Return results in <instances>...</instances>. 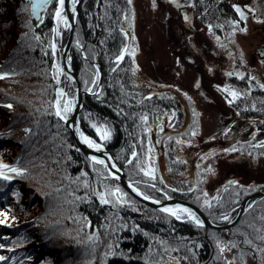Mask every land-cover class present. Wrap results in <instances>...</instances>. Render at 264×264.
<instances>
[{"label":"trees","instance_id":"1","mask_svg":"<svg viewBox=\"0 0 264 264\" xmlns=\"http://www.w3.org/2000/svg\"><path fill=\"white\" fill-rule=\"evenodd\" d=\"M157 1L150 8L162 20L165 11ZM56 6L51 0L34 23L27 0H0V165H8L0 168V264H264V198L230 235L209 229L205 240V228L185 212L177 218L141 203L106 167L85 156L54 109ZM138 6L137 0H80L71 58L82 88L90 92L84 95L81 128L114 154L126 179L144 195L183 200L222 221L264 187V82L254 72L258 65H246L243 54L240 74L232 37L213 23L240 30L242 22V34L252 35L246 20L264 21V0H190L200 31L210 40L221 38L212 43L227 55L223 61L202 58L203 75L223 77L225 84L211 79L207 91L217 96L215 102L227 101L248 125L243 134L228 126L225 134L208 137L198 136L200 115L191 98L159 88L139 72ZM177 19L183 31H198ZM229 56L238 62L226 70ZM100 72L102 89L93 94ZM100 126L109 130L107 140L100 139ZM246 164L255 168L254 178L242 176Z\"/></svg>","mask_w":264,"mask_h":264},{"label":"rangeland","instance_id":"2","mask_svg":"<svg viewBox=\"0 0 264 264\" xmlns=\"http://www.w3.org/2000/svg\"><path fill=\"white\" fill-rule=\"evenodd\" d=\"M137 1L140 3V6H138L136 13V28L140 36L141 46L137 53V63L140 69L139 72L150 80L152 78L155 79L156 85L159 88L162 87V89L175 90L176 92H179L180 95L183 94L184 97L188 100L191 98L194 101L193 104L199 112L201 122L198 136H215L217 135V132H222L225 134L228 131V126H231V130L233 133L240 132L241 134H243L245 128L248 127L247 123H245V121H241L236 116L233 109L229 110L230 108L227 105V101L220 97V102L222 104L218 101L215 102L214 99H217V96L214 95V98V96L209 95V91H207L210 90L209 81H211V79L212 84L214 82L216 85H225L223 83V77H216L213 80V76L215 74H211V78L209 80V77L203 75L204 73H202V71H204L202 67L204 65V61L202 58L204 56H216L217 59L221 61H223L224 58L227 57V55L223 54V51L221 49L216 48V45L212 43L213 41H220L221 38H214L212 39V41L207 36V33L200 31L199 28L201 26L196 23V18L192 10L189 9L190 0H161L162 7L160 8L164 9L167 15V18L162 20L156 18L155 15L157 11L156 9H154V6L150 8V4H155L158 7L157 0ZM144 4H148L147 10L144 9ZM172 12H175L177 14L178 19L176 16L174 17ZM241 13L242 9L239 10V18L242 21ZM245 15H248V12H246ZM250 18V20H246V25L248 26V31L249 29H251L250 33L253 31L252 35L242 34V22L240 30L238 28L226 29V26L223 25V22H214L213 24L217 29L222 30L224 36L228 35V37H232L233 49L235 51L238 50L239 56L241 57V61L239 64L240 74H242L243 54L246 56V65L250 64L254 68L256 67V65H258L257 69H255L254 72L259 75L260 82H264V62H262V60L264 59L261 58V56L264 55V21L252 17ZM175 19H177L176 21H179L181 19L186 23V25L192 24L194 29L197 26L198 31L194 32V36H192L190 32L183 31L184 29H182L181 26H177L178 23H175ZM202 27L206 28L205 26ZM179 31L181 34L179 33ZM52 32L51 44L53 34ZM232 33H234L235 37L232 35ZM229 45H231V43H229ZM233 49L231 51H233ZM51 51L54 57V67L56 68L57 73L55 83H57L59 69L57 66L55 53L52 48ZM82 55L83 57H86L84 52L82 53ZM237 62L238 61L235 62V58L229 56V59L225 61L222 67L223 69L229 70L233 65H237ZM236 69L238 70V67ZM210 91H212V89ZM233 93L236 95L235 91H233L231 95H233ZM208 95L210 99L208 98ZM207 98L210 100V102ZM68 102L70 101H67V99L65 98L61 99V108L63 109V106ZM70 107L72 108V102L70 104ZM223 107L225 109L224 111ZM54 109L56 108L54 107ZM219 114H223L221 115L222 119L220 120L218 118ZM250 131L254 132L249 128V132ZM101 132L102 136L107 133L109 134V130L104 126L101 127ZM255 134L256 133H252V136H255ZM102 136H100L101 140H103ZM163 136L164 134L162 135L163 139L161 138L162 141L165 139V137ZM95 142L103 144L98 140H95ZM234 166H236V164H234ZM255 173V168H250V165L246 164L245 166H242V176L251 175L250 178H254ZM260 173L261 175L264 174V168H260ZM227 218L228 216L224 220H226ZM205 232L202 234V238H204L203 235L205 234Z\"/></svg>","mask_w":264,"mask_h":264},{"label":"water","instance_id":"3","mask_svg":"<svg viewBox=\"0 0 264 264\" xmlns=\"http://www.w3.org/2000/svg\"><path fill=\"white\" fill-rule=\"evenodd\" d=\"M31 4V18L34 23L37 21H40L43 18V14L46 12L47 8L50 5L51 0H27ZM79 6V1H76L75 4H73V0H64V5H63V10L65 12L66 18H67V38L63 46L61 47L60 50V69L61 72L64 73L67 77H69L75 84V99L72 101V110L67 114L66 119H61L60 120L64 123V125L69 129L71 136L74 138L75 142L81 149V151L94 163L100 164L104 167L107 168L109 171L111 177L113 179H116L122 187L129 193L131 194L135 199L140 201L141 203L152 207L154 209L164 211V209H169V210H180L182 209H188V212H186L192 220L198 219L199 221L202 222V226L206 229L205 234L203 237L208 240V230L209 229H221V230H226L227 233L230 235L231 233V228L235 226L241 217L245 214V212L257 201L262 198H264V187L261 188L259 191L253 193L252 195L246 197L237 207L233 208L226 220L223 221H214L210 218H208L204 212L197 207L194 204H191L189 202L183 201V200H178L176 198L167 196L166 200H158L155 198L148 197L144 195L140 189H138L133 182L129 181L125 177V171L120 165V163L117 161L116 157L114 154L103 144L97 143L96 144L100 145V149L97 150L94 147H89L81 138V134L84 137H87L88 139L92 140V137L87 135L86 133L83 132L80 124V114L84 108V95L90 94L89 91H85L80 83V80L77 76L76 71L73 68L72 65V58H71V45L73 42V37L75 33V27H76V17L79 13L78 10ZM74 7L75 9V14L74 16L72 15L71 9ZM57 13V10H55L53 17H52V22L53 18L55 17ZM264 29V28H263ZM52 44L51 48L53 50V45H57L56 42V36H55V29L53 25V30H52ZM258 54V53H257ZM262 59H264V55L261 56ZM94 65L98 67V62H95ZM100 79L98 83V88L93 94H98L101 89H102V73H99ZM58 92V82L56 83V90H55V95H57ZM57 102V98H55V104ZM60 104V103H59ZM56 113L58 110L62 111L61 106L56 105ZM167 134H164L163 137H166ZM163 139V138H162ZM161 139V141H162ZM95 158V160L93 159ZM102 160L104 161L103 164L98 163L97 161ZM147 197V198H146ZM104 206H108L107 203L103 202ZM112 208V207H111ZM164 212H170V211H164ZM194 214L195 218H193ZM197 223V222H196ZM200 225V224H199ZM242 237H239V243L242 245V247H245L242 244Z\"/></svg>","mask_w":264,"mask_h":264},{"label":"bare ground","instance_id":"4","mask_svg":"<svg viewBox=\"0 0 264 264\" xmlns=\"http://www.w3.org/2000/svg\"><path fill=\"white\" fill-rule=\"evenodd\" d=\"M76 1H79V4H80V0H75V2ZM78 8H79V6H78ZM56 10L61 12L62 18L58 19L56 15L53 18V25H54V29H55V36H56V42H57V45L55 46L54 53H55V57H56L57 66L59 69V76H58V80H57V81H59L58 82V92H57V95H55V98H57V101L59 100V103H60L61 99H63V98L67 99V101L72 102L75 99V84L69 77H67L64 73H62L61 69L59 68L60 67V50L59 49H61V47L65 43L66 38H67V32H68L67 18H66V15H65L63 8H61L60 0H57ZM71 11H72V15L74 16V14H75L74 7L71 9ZM164 15H165L164 19H166L167 18L166 11L164 12ZM65 20H66V23H65ZM76 20H77V17H76ZM57 32H58V34H57ZM61 91L64 93L63 96L58 95ZM56 105H57V102L55 104V99H54V107H56ZM59 105L61 106L62 104H59ZM55 113H56V109H55ZM81 137H82V134H81ZM73 140H74V138H73ZM179 212H184V211L171 210L169 213L168 212H166V213L171 214L172 216H177ZM189 218H190V216H189Z\"/></svg>","mask_w":264,"mask_h":264},{"label":"snow or ice","instance_id":"5","mask_svg":"<svg viewBox=\"0 0 264 264\" xmlns=\"http://www.w3.org/2000/svg\"><path fill=\"white\" fill-rule=\"evenodd\" d=\"M73 4H75V0H73ZM60 5H61V8H63L64 0H60ZM237 11H239V9H237ZM56 16H57L58 19L62 18V17H61V12H60V11H57ZM241 16H242V18H243V13H241ZM65 23H66V20H65ZM57 34H58V32H57ZM52 47H53V51H55V45H53ZM122 58H123V55H121L120 57H118V59H122ZM0 78H2V77H0ZM58 82H59V81H58ZM58 95H59V96H63L64 93L61 91ZM233 95H235V94L233 93ZM70 104H71V102L66 103V104L63 106L62 111H61V110H58V111H57L56 114H57L58 116H60L61 119H66L67 114H68L69 112H71L72 109H71V107H70ZM57 106H58V109H59V100L57 101ZM7 107H12V105H7ZM98 131H99V129H98ZM81 138L83 139V141H84L89 147H94V148H96L97 150L100 149V145L96 144L94 141L88 139L87 137H84L83 135H82ZM102 139H108V134H105L104 136H102ZM93 159L95 160V158H93ZM97 162H98V163H101V164L104 163V161H102V160H99V161H97ZM7 167H8V165H0V168H7ZM11 171H13V172H17V174H21V173H20L17 169H15V168H12ZM146 174H147V173H146ZM0 176H3V173H0ZM4 179H9V177L4 176ZM116 191L118 192L119 189H116ZM146 198H147V197H146ZM102 200H103V198H102ZM103 202L106 203L107 201H103ZM164 211H171V210H169V209H164ZM182 211H184V212H188V209H182ZM173 214H174V213H173ZM189 214H190V215H193V218L196 219L195 216H194V214H191V213H189ZM0 215H3V213H0ZM177 218H179V217H177ZM196 222H197V224H200V225L202 226V222H201V221H199V220L197 219ZM0 223H4V221H0ZM3 259H5V257L0 256V260H3Z\"/></svg>","mask_w":264,"mask_h":264}]
</instances>
